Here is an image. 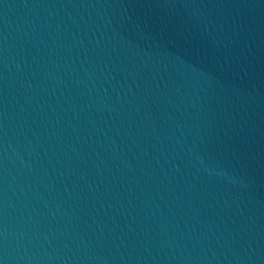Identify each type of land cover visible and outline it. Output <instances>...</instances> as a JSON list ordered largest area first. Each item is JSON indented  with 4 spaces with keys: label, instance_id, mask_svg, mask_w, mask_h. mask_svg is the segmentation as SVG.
I'll return each instance as SVG.
<instances>
[{
    "label": "water",
    "instance_id": "obj_1",
    "mask_svg": "<svg viewBox=\"0 0 264 264\" xmlns=\"http://www.w3.org/2000/svg\"><path fill=\"white\" fill-rule=\"evenodd\" d=\"M0 264H264V0H0Z\"/></svg>",
    "mask_w": 264,
    "mask_h": 264
}]
</instances>
